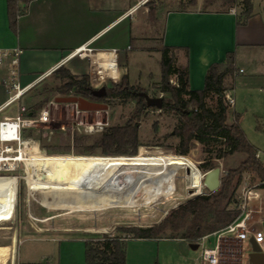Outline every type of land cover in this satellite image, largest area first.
I'll return each mask as SVG.
<instances>
[{
	"label": "rangeland",
	"instance_id": "rangeland-1",
	"mask_svg": "<svg viewBox=\"0 0 264 264\" xmlns=\"http://www.w3.org/2000/svg\"><path fill=\"white\" fill-rule=\"evenodd\" d=\"M197 1L200 3L201 0ZM257 1L264 3V0ZM236 4L230 6L225 4L224 0H214L212 5L205 6V8L223 10L234 8ZM192 6L187 3V0H141L134 10V16L136 17L134 23L137 24L134 27V32L140 41L135 42L133 50L129 49L125 55L121 54L123 61L127 60V70L130 80L133 82L132 85L137 86L151 96H164V93L160 91V83L162 77L161 40L165 14L170 9H186L192 8ZM127 25L128 22L125 21L113 30L105 32L104 40L111 38L117 32H121L123 27ZM139 46L149 48V52L138 49ZM88 63L90 64L89 61ZM61 74L54 71L49 76L40 79L20 101L15 102L5 110V113L17 114L21 104L25 105L29 109V113L34 115H38L43 109L49 112L48 120L35 127L32 134L47 156L128 158L139 154L181 155L192 161L194 160L193 162L203 170L206 168L202 166V163L207 160L210 154L206 149L208 147L212 148V155L214 156L217 149L222 145L217 141H212L210 145L196 142L188 154L177 153L176 146L179 143V137L176 136L174 129L179 124V115L173 111H162L158 108L142 109V105L138 104V101L132 97L109 98L105 100L108 105L107 109L86 110L79 113L76 104L56 101V97L66 95L57 89L66 81ZM83 75H88V82L91 84L89 74H78L76 76L82 78ZM172 78L176 79V77ZM239 80L238 78L237 84ZM117 83L108 81L106 84L109 88H113ZM46 89L52 90L45 92ZM68 95H74V91H71ZM234 95L237 99L236 110L240 114L239 123L249 141L257 149L260 159L264 162V92L236 89ZM207 102L211 107H216L217 96L213 95ZM37 103L40 106H37ZM236 115L229 108L228 122H234ZM96 120H108V126H123L129 120L137 123L141 144L138 147L137 154H104L103 149L96 145V138L103 130L86 132L85 128L78 124L80 121ZM29 132L30 130L26 131L25 134L29 135ZM116 148L120 149L119 146H112V150ZM245 157V153L239 152L221 158V163L217 159H213L216 166L222 167L221 180L225 171L237 167ZM17 172L20 175L24 173L22 167ZM185 173L186 169L179 172L178 190L169 197V199H173H161L152 207L111 208L99 212L76 213L47 210L40 202L29 195L27 184L24 180H20L14 213L7 216L5 220H0V264L10 262L15 236L18 237L17 264H46L48 257L45 254L49 247L54 245L52 242H48L49 240L74 236L87 237L88 240L118 236L126 239L132 238L131 234L122 232L123 228L150 226L159 223L181 203L194 197V195H188L184 190L185 185L189 183L186 180ZM258 182H260L259 179L252 180V175L249 172L244 173L243 183L254 185ZM204 191L208 192V189L205 188ZM1 200L0 204H2ZM259 203V201L254 200L252 205H258ZM31 214L36 218L31 217ZM263 217V214H257L254 219ZM42 219L47 220L42 221ZM256 227L264 229L263 225L260 224H257ZM249 241L245 243L242 264H247L248 255L251 252ZM215 242L216 235H211L204 245L213 246ZM204 245H200L198 249H193L187 241L164 239L161 241L160 248L154 247L152 254L155 256L156 264H200V256ZM143 249L142 252L149 253L147 246H143Z\"/></svg>",
	"mask_w": 264,
	"mask_h": 264
},
{
	"label": "crops",
	"instance_id": "crops-1",
	"mask_svg": "<svg viewBox=\"0 0 264 264\" xmlns=\"http://www.w3.org/2000/svg\"><path fill=\"white\" fill-rule=\"evenodd\" d=\"M140 2L141 0H31L25 3L20 0L18 5L23 13L19 15L14 30L9 18V2L0 0V49L21 51L19 79L23 86L36 82L43 74L49 76L57 66L66 67L75 75L88 74L90 64L87 59H66L70 52L83 45L97 49H118L122 77L126 76L133 83L127 70V60L123 61L121 54L125 55L129 49L133 50L135 42L140 41L134 32L137 25L134 23V10ZM234 7L236 12L232 11L233 7L223 10L205 8V0H201L192 8L170 9L165 14L161 51L164 47L173 51L176 64L187 70L192 89H202L209 67L213 63H225L228 54L233 53L236 70L232 77L226 79V89L233 95L236 89L264 92V3L254 0L253 12L245 21L242 19L241 3ZM125 21L128 25L121 32L104 40L105 32ZM139 47L138 49L149 52V48ZM83 53L85 57L92 56L93 69L100 76L117 78L116 65L109 66L110 53L100 51L97 55L87 49ZM8 70L9 61L5 60L0 65V121L6 116L16 115L5 113L9 107L6 106L9 93L5 82ZM238 78L240 80L237 84ZM234 97L232 111L240 119L236 110L237 99L235 95ZM164 239H181L189 242V245L193 243L186 238H128L127 264H156L152 251L154 247L160 248ZM87 240V237L81 236L49 240L54 245L45 254L48 257L46 264H88ZM249 240L251 252L247 264H264V250L253 239ZM246 242L248 240L235 245L245 248ZM142 245L147 246L148 254L144 253ZM11 257L13 259L12 254ZM10 263L11 260L1 264ZM226 264H234L231 257L227 256Z\"/></svg>",
	"mask_w": 264,
	"mask_h": 264
},
{
	"label": "trees",
	"instance_id": "trees-1",
	"mask_svg": "<svg viewBox=\"0 0 264 264\" xmlns=\"http://www.w3.org/2000/svg\"><path fill=\"white\" fill-rule=\"evenodd\" d=\"M20 0H8L11 27L15 30L17 19L22 14L18 3ZM26 2L27 0H22ZM225 4L241 3L242 19L245 21L253 12L254 0H224ZM194 5L197 0H187ZM214 0H205V6L212 5ZM173 51L167 47L162 50V77L160 91L164 93L162 111H173L180 117L178 126L174 129L179 137L176 151L186 155L196 142L210 145L217 141L222 145L213 156V149L208 147L209 157L202 166L214 168L213 159H221L235 153H245L246 157L237 166L225 171L220 187L209 194L196 195L173 209L159 223L150 226H131L123 228L122 232L131 234L132 238H186L196 242L201 236L219 231L231 223L239 214L236 208V195L243 183L245 172L252 175V180L264 182V162L258 158L257 149L247 138L239 123V116L235 121L228 122V107L222 94L226 91L225 81L235 74L234 55L229 53L225 63H213L206 74L202 89H192L187 70L175 62ZM62 73L66 79L59 91L68 95L71 91L76 94H91L93 87L88 82V75L79 78L68 68L60 66L55 70ZM176 77L178 86L170 79ZM52 89H46L50 92ZM142 89L132 85L124 76L115 87L108 88L109 97H132L142 105V109L156 108L147 105L145 97L137 92ZM217 96V106L211 107L207 100ZM37 106H40L37 103ZM33 131L29 132L32 135ZM96 145L100 146L104 154H137L140 144L138 124L129 120L123 126H107L99 137ZM119 146L112 150V146ZM128 239V238H127ZM121 236L86 241V261L88 264H127V240Z\"/></svg>",
	"mask_w": 264,
	"mask_h": 264
},
{
	"label": "bare ground",
	"instance_id": "bare-ground-1",
	"mask_svg": "<svg viewBox=\"0 0 264 264\" xmlns=\"http://www.w3.org/2000/svg\"><path fill=\"white\" fill-rule=\"evenodd\" d=\"M20 161L24 166L23 175L0 174V220L14 213L20 180L27 184L29 195L47 210L67 213L149 208L161 199H173L169 197L178 190L179 172L185 168L190 185L197 192L202 191L201 172L194 160L181 155L47 156L38 141L25 138ZM17 244L18 237L15 236L14 261Z\"/></svg>",
	"mask_w": 264,
	"mask_h": 264
},
{
	"label": "built area",
	"instance_id": "built-area-1",
	"mask_svg": "<svg viewBox=\"0 0 264 264\" xmlns=\"http://www.w3.org/2000/svg\"><path fill=\"white\" fill-rule=\"evenodd\" d=\"M29 1L31 0H27L25 3ZM232 11L236 12V8L234 7ZM86 49L90 52L93 51L94 54L97 55L100 53V51H106L110 53L111 64L109 66L112 65L115 67L116 65V68L118 69L117 78H114L110 75L100 76L98 72L96 73L93 69L94 66L92 56H84L83 50ZM20 53L21 51L17 49L13 51L0 49V65H3L5 63V60L9 61V74L7 80L5 81L9 93L6 102L7 107L17 101H20L23 96L40 79L46 76L43 74L42 76L38 77L39 80H37L36 82L23 86L19 79ZM76 57L87 59L90 62L88 74L90 76V82L92 86H101L107 83L108 81L116 83L121 81V58L120 51L118 49H97L92 47H86L83 45L70 52L67 55L66 59L70 60ZM59 67L60 66L55 67V69L51 71V73ZM170 80L173 84L177 86L179 85L177 79L171 78ZM222 97L228 109H232L235 105L234 95L230 91L226 90L222 94ZM28 110L29 109L25 105L20 104L19 112L15 116H6L0 121V141L2 142V146H0V172H5L0 174H20L17 171H19L20 167H22V169L24 168L22 162L20 161L21 146L23 144V139L28 138L30 140L37 141L33 135H26V131H33L35 127L48 120L49 112L47 110H41L38 115L29 113ZM82 111L86 110L78 109L79 113H81ZM78 124L79 126H83L86 132H93L104 130L108 126L109 121H80L78 122ZM78 129L80 128L78 127ZM257 156L258 158H260L259 153H257ZM217 161L221 163L220 159H217ZM197 168L201 172L202 191L197 192V190L192 187L190 183H187L185 185L184 190L188 195L194 196L209 194V190L208 192L204 191L206 187L204 186L203 181L207 172L212 168H206L203 170H201L198 166ZM185 169L186 180H188V170L187 168ZM190 170L189 173L191 172ZM254 200L259 201L260 203L258 205H252V202ZM235 205L239 211V214L231 223H229L226 227L219 231H215L213 233L201 236L196 241L200 245H204V243L210 238L211 235H216V242L213 246H203L200 256L201 264H226L227 256L232 258V262L234 264H242L244 247L242 245L235 244L243 243L249 239H253L255 243L260 247V249L264 250V229H259L256 227L257 224L263 225L264 227V217L258 218L256 220L254 219L255 215L257 214H263L264 216V182L260 181L254 185H252L251 183H242L236 195ZM10 264H17V262L16 260L14 261V259H12Z\"/></svg>",
	"mask_w": 264,
	"mask_h": 264
},
{
	"label": "water",
	"instance_id": "water-1",
	"mask_svg": "<svg viewBox=\"0 0 264 264\" xmlns=\"http://www.w3.org/2000/svg\"><path fill=\"white\" fill-rule=\"evenodd\" d=\"M105 89V88H102ZM139 95L145 97L147 105L150 107H156L162 110L164 98L163 95L160 96H151L149 93L145 91L138 92ZM56 101L60 103H74L78 106L80 110H103L107 109V105L100 102H95L88 100L84 97H80L77 95H63L56 97ZM221 174L222 168L220 166H216L209 170L204 178V186L210 191H216L221 185ZM193 249H198L200 244L198 242H193L190 245Z\"/></svg>",
	"mask_w": 264,
	"mask_h": 264
},
{
	"label": "flooded vegetation",
	"instance_id": "flooded-vegetation-1",
	"mask_svg": "<svg viewBox=\"0 0 264 264\" xmlns=\"http://www.w3.org/2000/svg\"><path fill=\"white\" fill-rule=\"evenodd\" d=\"M92 87H93V89L91 90V94H88V93L76 94V93H74V95L84 97V98L91 100V101L104 103V104H106L105 100H107L109 98H113V97H109V95H108V88L109 87L106 83L101 85V86H97V87L92 86ZM102 88H105V89H102ZM140 91H143V90H140ZM140 91H138V92H140Z\"/></svg>",
	"mask_w": 264,
	"mask_h": 264
}]
</instances>
